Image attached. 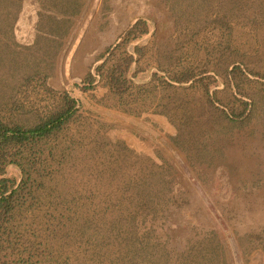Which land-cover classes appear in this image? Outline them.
<instances>
[{"label":"trees","instance_id":"1","mask_svg":"<svg viewBox=\"0 0 264 264\" xmlns=\"http://www.w3.org/2000/svg\"><path fill=\"white\" fill-rule=\"evenodd\" d=\"M84 1L38 0L31 47L41 40L42 48L52 44V58ZM101 1L110 8L109 0ZM166 1L170 30L165 36L134 43L129 51L126 47L150 27L145 18H135L113 45L105 46L99 54L105 57L81 79L84 85L72 86L86 91L91 105L129 116L163 117L174 128L168 135L173 146H194L186 157L194 166L201 163L197 154L206 152L211 159L220 150L197 139L196 130L201 131L191 128L197 106L217 109L214 103L221 104L219 111L231 124L249 115L248 102L232 93L229 82L237 93L251 97L242 90L247 77L240 64L264 79L262 64L250 55L264 60V0ZM20 6L21 0H0V86L10 83L7 98L0 101V264H231L228 247L213 227L192 228L182 244L170 243L163 225L180 201L172 185L176 166L161 146L155 147L154 157L129 145L116 133L117 122L68 90L49 88L43 67L16 58L21 46L16 48L12 26ZM208 23L215 40L202 43L196 34ZM239 33L253 53L242 49ZM236 59L240 63L227 70ZM152 64L167 78L152 71L148 82L135 84L133 78L146 77ZM216 74L224 87L213 91V103L209 90L217 83ZM188 80L183 86L172 83ZM256 82L264 95V81ZM99 86L103 91L96 95L92 90ZM33 91L40 95L41 108L30 109L20 98L26 95L29 101ZM7 163L19 172L6 171ZM235 235L244 263L256 252L264 264V229Z\"/></svg>","mask_w":264,"mask_h":264},{"label":"rangeland","instance_id":"2","mask_svg":"<svg viewBox=\"0 0 264 264\" xmlns=\"http://www.w3.org/2000/svg\"><path fill=\"white\" fill-rule=\"evenodd\" d=\"M198 2L199 0H196V3ZM22 4L21 0L20 9L12 26L14 41L17 44L15 47L21 46L16 58L19 61L20 59L25 60V62L29 60L27 63H38L39 67H43L45 71L43 81L49 88L56 91L68 90L86 106L95 109L105 118L117 122L116 133L122 136L129 145L154 157H156L155 147L161 146V150L176 166V181L172 185L180 204L176 207L172 206L171 216L163 225L170 243L173 246L182 244L184 237L192 228L197 230L213 227L220 233L228 247L231 264H260L256 252L251 255L248 262L244 263L238 250L235 233L236 231L264 229V95L258 89L256 82L264 81V79L250 73L243 64H240L247 77L243 79L242 90L249 93L252 98L247 96L248 94L237 93L232 81L229 82L232 93L248 102L245 112L249 113L248 117L241 119V122L231 124L219 111L222 105L214 103L212 98L214 90H222L224 87L221 76L215 75L217 83L210 88L209 98L217 109L207 103L197 106L193 111L190 126L201 131L196 130V136L199 135L197 139L209 146L220 147L221 152H215L211 159L206 152L197 154L201 163L193 166L186 157L192 156L191 151L194 146L190 145L189 149L183 150L173 146L168 135L174 132V128L163 117L151 113H142L137 117L129 116L113 109L91 105L83 96L86 95V91L72 86L73 82H77L80 86L84 85L81 79L87 70L94 71L97 61L104 56L100 57L99 54L105 46L113 45L117 35L135 18H145L150 26L148 33L136 43H145L154 35L156 39L165 36L170 30L169 3L166 0H109L110 8L107 10L103 8L101 0H85L80 12L74 17L69 32L60 40L52 58L48 56L53 49L52 44L50 46L46 44L42 48L40 47L43 42L41 40L35 48L31 47L36 35L35 22L38 4L36 3L34 7L33 0H28V5L24 8ZM208 17L213 25L214 13ZM210 23L196 34L202 43H211L215 40ZM245 37V34L239 33V40L243 41L242 49L253 53V48L245 42ZM73 45L75 46L74 53L69 56ZM132 45L129 44L126 49L131 51ZM196 52L200 53L201 49L196 48ZM250 55L258 58L257 63H261L264 70V60L259 61L257 55ZM243 61L252 65L245 58ZM237 63H240L237 59L229 61L225 68L228 70ZM26 66L27 64L23 63L21 68ZM3 68H0V73L4 70ZM152 71L167 78L159 66L152 64L146 77L133 78V82L137 85L145 84L150 80ZM208 72L213 73V71ZM6 78L9 82L8 73L4 72V80ZM190 81L183 83L172 81V83L183 86ZM3 84L5 87L0 86V101L7 98L6 87H10V83ZM35 85L38 86L36 83ZM38 91L40 95H43L40 90ZM92 91L98 95L103 88L95 87ZM225 93L226 91H222L219 95ZM39 94L30 95L29 101L26 95L20 98L24 104L30 105V109L41 108ZM146 117L154 120L155 124L145 119ZM152 137H157L159 141L152 140ZM200 144L202 145L203 142ZM187 150H189L188 156ZM193 161L196 160L193 159ZM5 169L19 172L13 163H7Z\"/></svg>","mask_w":264,"mask_h":264},{"label":"crops","instance_id":"3","mask_svg":"<svg viewBox=\"0 0 264 264\" xmlns=\"http://www.w3.org/2000/svg\"><path fill=\"white\" fill-rule=\"evenodd\" d=\"M23 1V6H22V8H24L25 6H27L28 5V0H22ZM38 0H33V2H34V7H35V4L37 3L38 4V2H37ZM35 18H36V14L34 15V20H35ZM74 48H75V46L73 45V48H72V50L69 52V56H71V55H73V53H74ZM68 55V54H67Z\"/></svg>","mask_w":264,"mask_h":264},{"label":"water","instance_id":"4","mask_svg":"<svg viewBox=\"0 0 264 264\" xmlns=\"http://www.w3.org/2000/svg\"><path fill=\"white\" fill-rule=\"evenodd\" d=\"M134 43H136V41ZM134 43H132V44H134ZM105 55H106V53L97 62H99L100 60H102L105 57Z\"/></svg>","mask_w":264,"mask_h":264}]
</instances>
